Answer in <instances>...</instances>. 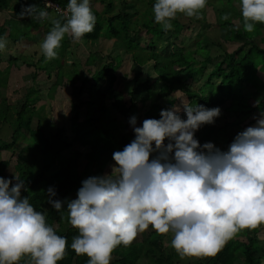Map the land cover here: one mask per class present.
<instances>
[{"label": "clouds", "instance_id": "1", "mask_svg": "<svg viewBox=\"0 0 264 264\" xmlns=\"http://www.w3.org/2000/svg\"><path fill=\"white\" fill-rule=\"evenodd\" d=\"M206 5L207 0H156L154 20L167 32L178 14L203 19ZM241 12L246 33L264 24V0H241ZM67 13L63 24L51 21L40 45L46 61L57 58L66 34L80 41L94 30L90 0H69ZM49 15L35 4L19 13L40 21ZM7 43L0 37V51ZM220 115L219 107L183 103L141 126L132 116L135 138L113 153L110 174L84 179L77 198L68 201L53 199L56 192L49 187L47 202L57 212L66 203L68 222L79 232L71 243L76 255L89 257L87 264H110L117 246H129L151 225L159 235L172 234L171 246L181 259L214 257L241 230L264 225V112L227 151L195 138ZM22 191H27L24 180L0 176V264H17L25 255L33 264H57L67 254V238L46 223V214L35 210Z\"/></svg>", "mask_w": 264, "mask_h": 264}, {"label": "trees", "instance_id": "2", "mask_svg": "<svg viewBox=\"0 0 264 264\" xmlns=\"http://www.w3.org/2000/svg\"><path fill=\"white\" fill-rule=\"evenodd\" d=\"M26 1L16 0L12 9L10 8L16 18H18L22 6ZM48 1L62 8L67 7L69 3V0ZM107 1L100 0L101 5L104 6V14H109L113 10V3L111 0ZM217 1L220 7L217 10V19L218 25L223 31L222 39L216 42H208L205 37L201 36L202 34H199L194 39L193 48H185L183 41H181L183 50L190 49L191 55H194L196 59L195 62H192V65L187 62H184V65H177L176 63L183 60V55L181 54L173 59V53H166L167 47L174 44V41L165 42L163 40L162 37L168 31H164L161 25L155 23L151 15V11H153L151 8L154 6L156 0H147L150 8H147L146 13L149 14L150 18L144 23L142 22L146 32L145 35L147 37H151V33L158 35V41L162 44L164 52L167 54V61L164 65L170 67V70L172 67H178V70L172 71L173 76L171 79L167 78V73L160 74L162 68L158 70L156 59L158 45L155 46L157 42L154 38H150L149 43L147 40L146 46L143 48L144 50L141 49L146 54L143 56L138 54L140 53L139 49L141 46L132 40L133 35L139 31L136 29V26H131L133 15L118 10L117 14L103 18L101 13L91 8L93 14L96 16V24L94 30L91 33L85 34L82 39L88 42H96L101 37L107 40L115 39L119 42V46L131 54L132 62L136 66V69L141 66L137 61L138 59L143 60V57H146L148 63L153 62L152 69L156 75L153 77L148 76L145 79V83L143 85L140 84L145 86V93L143 95L144 98L137 102L141 106H145V103L148 101L149 105L147 109L137 108L133 93L128 94V103H125V100L121 97L109 95L108 97L112 99L111 106L117 112H130L134 109H142L144 110L143 120L149 118L159 119L161 110L171 109L174 106L175 100L172 99V95L176 92L182 93L186 97L188 104H201L207 108H220L226 101H229L227 110H235L237 121L234 124H227L228 126H238L241 119L249 118L250 114L255 112L254 109L245 106L242 98L246 90H250L252 93H258L264 85V24L257 23L254 32L246 33L244 28H241L243 25L241 27L236 26L232 21V18L237 15L236 6L239 5L241 7V0ZM38 7L48 11L49 14L53 13L54 17H49V19L44 21L29 17L28 19L25 18L29 27L28 31L23 34H29L31 32L36 34L42 32L41 29L47 34L53 27L51 23L53 19H59L62 24L66 22V19L62 15L55 13L54 10L46 9L43 0H38ZM10 9L9 0H0V13ZM226 13L230 14L229 20H221V16ZM9 20H11V17H8L0 24V37L6 36L7 39L11 40V34L7 26ZM171 22L174 29H182V26L176 21L173 20ZM30 27L31 30L29 31ZM23 39L26 38L11 41L18 42ZM28 41H31V39H28ZM211 45L217 47L220 50V54L213 56L211 53ZM201 51L203 52L200 53ZM98 55L97 52L89 53L83 65L80 66L81 70L88 74L89 69L93 66L98 67ZM43 56L41 60H43ZM198 58L200 59L198 60ZM12 61H16V59L10 58L8 60L7 69L11 67L10 64H12ZM115 63L114 59L109 58L89 78L87 74L83 78L79 75L80 78L78 77L70 81L57 78L45 93L49 99L54 100L58 88L70 87L75 90L73 99L75 100L77 98L78 102H70V111L72 113L69 129L71 135L70 140L66 138V130L63 126L56 127L54 133L51 134H45L41 129L40 122L46 120V117L34 114L36 110L33 102V96L35 93H39V90H27L19 109L13 110V107L8 104L6 97L0 95V121L1 123H7L10 128V142L0 140V153L4 151L12 152L19 137L24 133L28 134L32 142V148L35 150V157L23 159L22 161L17 160L13 170L16 176L25 181L27 191H22V196H28L29 202L35 210L46 214V223L54 227L58 235L67 238V254L57 264H87L89 257L86 255L78 256L71 248L72 239L74 236L79 235V232L68 222L66 203L64 209L61 210L63 213L62 218L61 212L55 211L51 204L47 202V189L52 187L55 190L56 196L53 199L62 201L72 200V197L77 195V191L82 186L81 182L84 179L89 176L110 174L109 167L115 164L112 159L113 153L115 151H122L125 145L129 144L135 138L134 132L126 126H119L116 119L109 121L106 116L94 117L91 109H94V99L89 100L90 98H88L85 101H80L84 92L87 97L93 96L92 88H96L109 74L115 72ZM208 66H211L209 70H207ZM38 73L34 71L33 77L35 78ZM197 73L204 77L194 82V77ZM137 76L138 74L132 78V82L137 83ZM192 77L193 82L189 85L186 84ZM200 79L202 80V85L199 81ZM88 82H91V86L87 87L85 91V85ZM2 83L3 86L0 88L6 85L4 84L5 82ZM194 84H198V86L194 87ZM203 85L204 87H202ZM156 88L157 91L154 95V89ZM208 89L211 91L208 94L210 98L205 95V90ZM154 97L165 99L166 106L157 103V98L155 100ZM82 107H85L84 114L80 111ZM224 116V112H221L219 117ZM183 117L186 119L184 114ZM34 119L37 120L36 128L32 126ZM115 125L119 126V131L115 128ZM196 135L195 138L198 137ZM198 141L203 145L201 139ZM75 146L76 148H74ZM68 149L71 150V153L65 156L63 153ZM80 149H84L85 152H82ZM9 166L10 162L8 160L4 161L0 159V176L5 179L13 178L11 176L6 177ZM13 183H15V180H13ZM256 230L253 231L256 232ZM249 231L251 230H241L238 235L226 243L216 256L210 257L208 261L203 257L194 258L195 261L188 264H261V255L259 256V254L263 250L254 247L258 241L253 236L250 237L248 235ZM145 235L144 239L140 242L133 241L129 246H117L111 254L110 264H136L141 257L148 259L147 264H184L180 256L172 248L171 240L168 242V247L164 245L163 242L167 235L157 234L151 225ZM238 237L245 238V241L235 239ZM185 258L192 260V257ZM25 260L26 256H23L17 264H33L32 260L28 263Z\"/></svg>", "mask_w": 264, "mask_h": 264}, {"label": "rangeland", "instance_id": "3", "mask_svg": "<svg viewBox=\"0 0 264 264\" xmlns=\"http://www.w3.org/2000/svg\"><path fill=\"white\" fill-rule=\"evenodd\" d=\"M16 0H9V9L13 7ZM106 2H108L106 0ZM113 3V10L109 14H104V6L101 5L100 0H90V6L92 9L96 10L97 12L101 13L103 18H106L111 15L117 14V11H122L124 13L133 15L131 19V26H136V29L139 30L135 33L132 37L134 42L139 43L141 46L139 55L143 56L146 54L143 49L146 46V41L149 43L150 38H154L157 42L155 44L158 45L157 47V64L158 70L161 73H167V78L171 79L173 76L172 71L178 70V67H167L164 63L167 61V54L168 52L173 53V59L177 56L183 55V60L176 63L177 65L182 64L184 62L189 63L192 65V62H195L194 55H191L190 49L183 50L181 41L184 43L185 48H193V42L197 35H201L205 37L208 42H216L221 40L223 37V31L220 29L218 25L217 19V10H219V4L217 0H207L206 7L202 10L203 19H196V18H189L183 14H178L177 18L174 20L179 25L182 26V29H171L168 31L166 35L162 38L165 42H173L167 47L166 53L164 52V47L158 41V35H154L151 33V37H147L145 34V29L143 28V24L148 18H150L149 14H147V8L150 6L147 4V0H111ZM30 4H35L38 6V0H27L23 6H27ZM22 6V7H23ZM150 8V7H149ZM216 8V9H215ZM7 10L5 12L0 13V24H2L5 19L11 17V20L7 22V26L9 28V33L11 34V40L14 39H23L22 41L12 42L11 40L7 39L8 43L6 45L5 50L0 51V87L3 86L2 82H5V87L0 88V95H4L8 104H10L13 109H19L23 102V98L27 90L29 89H37L39 93H35L33 96V102L35 105V115L45 116L46 120L40 122V127L45 134L54 133L56 127L63 126L66 130V138L68 140L71 139L70 135V118L72 113L70 111V102L74 101L75 103L78 102V99H73L75 90L71 89L70 87L65 88H58L56 93V100L49 99L45 93L48 89L52 86L53 80L57 78H63L65 81H70L75 78H78L79 75L81 78L84 77L87 73L81 70L83 63L86 60V57L89 53L97 52L98 55V67L93 66L89 69V73L87 77L89 78L90 75L93 74L94 71L99 69L104 65L108 59H114V69L115 72L109 74V76L101 81L96 88L93 89V96H88L84 92L80 101H85L88 98L89 100L94 99V109H92L94 117H104L106 116L109 121L112 119H116L119 126H126L129 130L133 131L132 126L129 123V120L132 116L137 118V125L140 126L143 120L144 110L134 109L130 112L123 111L117 112L112 106V99L108 96L113 95L116 97H121L125 100V103H128L129 97L128 94H132L135 96L134 101H136L137 108H145L147 109L149 102L145 103V106H141L137 102L144 98V87L142 86L145 83V79L148 76H155L156 74L153 72L152 66L153 62H147L146 57L142 59H138V63L141 65L136 69V66L132 62L131 54L125 51L124 48L118 45V41L115 39L107 40L104 37H101L96 42H88L84 39L80 41H74L71 36L65 35L64 39L61 42V47L57 49L58 56L55 59L50 61H46L45 57L41 52L40 45L44 40L47 34L44 33L43 29L42 32L39 33H26L28 31L29 24L25 21V18H18L15 17L13 12ZM153 10V7L151 8ZM237 15L232 18L233 23L236 26L241 27L243 25V17L241 12V7L238 5L236 6ZM151 15L154 18V13L151 11ZM50 18L54 17V14L51 13L49 15ZM22 19V20H21ZM43 28V27H42ZM243 28V27H241ZM31 30V27L29 31ZM39 34V35H38ZM153 35V36H152ZM176 36V37H175ZM148 38V39H147ZM31 39V41H28ZM164 45V44H163ZM227 48V45H226ZM181 49V50H180ZM144 50V49H143ZM211 53L213 56L220 54V50L211 45ZM201 51L200 53H202ZM206 53V52H205ZM204 53V54H205ZM43 56V60H41ZM166 57V58H165ZM10 58H15L16 61H12L11 67L7 69L8 60ZM200 58H198L199 60ZM96 60V58H95ZM39 61V63H38ZM35 63V64H34ZM34 64V65H33ZM120 64V65H119ZM33 66V67H32ZM211 66L207 67L209 70ZM84 69V67H83ZM85 70V69H84ZM157 72L159 73V71ZM34 71L36 77L34 78ZM171 71V72H170ZM192 71H194L192 69ZM67 72H70L67 74ZM80 72V74H79ZM56 74V76H55ZM138 74L137 76V83L132 82V78ZM49 76V78H47ZM79 77V78H80ZM204 76H200L198 73L194 77V82L199 79L203 78ZM6 79V80H5ZM202 85V80H199ZM193 82V77L190 78L186 84H190ZM142 84V85H140ZM91 86V82L86 83L85 91L87 87ZM142 86V87H140ZM194 87L198 86V84H194ZM204 87V85L202 86ZM157 88L154 89V95L156 94ZM206 97L210 98L208 94L211 92L209 89L205 90ZM143 93V94H140ZM207 93V94H206ZM140 94V95H139ZM49 96V95H48ZM72 98V99H71ZM157 98V100H156ZM157 103H161L163 106H166L165 99L161 97H154ZM172 99L175 100L174 106L176 107H183V103H187L186 97L180 93L176 92L172 95ZM188 104V103H187ZM43 106V108H42ZM223 106V105H222ZM221 106V108H222ZM90 109V110H91ZM81 113H85V107L80 109ZM182 118L183 112H181ZM223 117H218L215 120L214 124H208L204 127H201L195 134H197L196 139L202 140L203 144L207 142H212L216 147L220 148L222 151H227L224 148H228L229 145L232 143V140H229L228 131L226 130L225 133H222L218 130V128L223 127L224 120L225 122L231 121L233 118L229 114L226 115V118L222 120ZM247 119V118H246ZM37 120L34 119L32 122L33 128H36ZM226 124V123H225ZM115 125V128L119 131V126ZM246 125V124H245ZM0 140L5 142H10V128L7 123H1L0 121ZM76 148V146L74 147ZM82 152H85L84 149H80ZM14 152V153H12ZM4 151L0 153L1 160H8L10 162L9 169L6 172V177H14L15 172L13 170L15 163L17 160L22 161L23 159H31L35 157V150L32 148V142L28 137L27 133H24L19 137V140L14 147L13 151ZM71 153V150L64 151V155L68 156ZM19 156V157H18ZM112 166L109 167V172H112ZM77 195H74L72 199H76ZM139 233L137 237L134 239L135 242H140L146 236L145 233ZM261 232V231H260ZM258 233V236L260 234ZM238 235V234H237ZM172 234H167L164 245L168 247V242L171 240ZM255 248H260L264 250V244L257 243L254 245ZM261 255V264H264V252H260L259 256ZM26 256V262L31 261V257L28 255ZM196 257H193L192 260L189 259H182L184 264L193 263ZM148 259L146 257H141L136 264H147Z\"/></svg>", "mask_w": 264, "mask_h": 264}, {"label": "crops", "instance_id": "4", "mask_svg": "<svg viewBox=\"0 0 264 264\" xmlns=\"http://www.w3.org/2000/svg\"><path fill=\"white\" fill-rule=\"evenodd\" d=\"M47 78H49V76ZM54 82H55V80H53V83ZM63 88H65V87H63ZM56 95H57V93L55 94V97H54L55 101L54 102L59 101V100H56L57 99ZM262 98H264V85L258 93H252V92H250V90H246L244 92V96L242 98V101L245 102L246 107H248L250 109H254L255 112L250 114L249 118H247V119L245 118L243 120L241 119L238 123L239 124L238 126H228L227 125V124H234L237 121V119H236V115H235V110H233V111L227 110V108L229 107V101H226L223 104L222 108L220 107L221 112H224V114H225V116L223 117L222 120H224L226 118L227 114L232 116L233 119L231 121H227V122H225V120H224V123H223L224 126L221 128H218V130L222 133H225V131L227 130L229 140L231 139L233 141L235 136L239 132L245 130L249 126H254L256 123V118H258L260 116L261 112H264V99H262ZM225 149L228 150V148H226V147L224 148V150ZM259 232H260V234L258 236ZM248 235L250 237L253 236L258 241V243L264 244V225H261L260 227H258L256 232L253 230L249 231ZM235 239H240L241 241H245V238H243V237H238ZM203 258H205V260L208 261L210 257H203Z\"/></svg>", "mask_w": 264, "mask_h": 264}, {"label": "built area", "instance_id": "5", "mask_svg": "<svg viewBox=\"0 0 264 264\" xmlns=\"http://www.w3.org/2000/svg\"><path fill=\"white\" fill-rule=\"evenodd\" d=\"M43 4L46 9L54 10L55 13L62 15L65 19H67L68 16L67 7L62 8L59 5L48 0H43Z\"/></svg>", "mask_w": 264, "mask_h": 264}]
</instances>
